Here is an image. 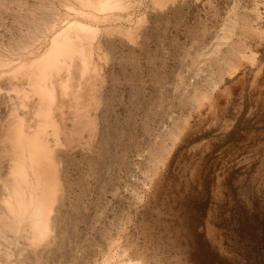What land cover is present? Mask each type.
<instances>
[{"label": "rangeland", "instance_id": "1", "mask_svg": "<svg viewBox=\"0 0 264 264\" xmlns=\"http://www.w3.org/2000/svg\"><path fill=\"white\" fill-rule=\"evenodd\" d=\"M81 1L0 0V211L9 118L28 133L41 125L13 67L75 21L101 33L90 72L78 57L66 79L57 138L48 128L40 139L60 157L52 236L30 241L26 216L9 243L0 228L13 254L1 264H264V0H121L125 12L105 14Z\"/></svg>", "mask_w": 264, "mask_h": 264}, {"label": "bare ground", "instance_id": "2", "mask_svg": "<svg viewBox=\"0 0 264 264\" xmlns=\"http://www.w3.org/2000/svg\"><path fill=\"white\" fill-rule=\"evenodd\" d=\"M72 1V0H71ZM74 1V0H73ZM81 1V0H80ZM128 1V0H127ZM151 1V0H150ZM153 1V0H152ZM157 1V0H156ZM76 2V1H75ZM121 0H82L81 5L89 10H93L95 13H107L110 11L125 10L128 5L123 3ZM139 2V1H138ZM78 3V2H77ZM163 3V2H162ZM161 3V4H162ZM67 4V3H65ZM128 4V3H127ZM132 4V3H131ZM142 4V3H141ZM151 4V3H149ZM155 4V3H154ZM78 5V4H77ZM148 5V4H147ZM156 6V5H155ZM155 6H153L155 8ZM82 7V6H81ZM152 7V8H153ZM65 8V7H64ZM67 8V7H66ZM79 8V7H78ZM76 9V8H75ZM82 10V9H81ZM85 10V9H84ZM129 10V9H127ZM67 11V10H66ZM147 11V10H146ZM86 12V11H85ZM125 12V11H124ZM79 13V12H78ZM77 13V15H79ZM92 13V12H91ZM69 14V13H68ZM86 14V13H85ZM51 15V14H50ZM55 15V14H54ZM52 14V16L54 17ZM74 15V14H73ZM75 14V16H77ZM83 15V14H81ZM80 15V16H81ZM108 15V14H107ZM106 15V17H107ZM110 15V14H109ZM112 15V14H111ZM110 15V16H111ZM125 15V14H124ZM135 15V14H134ZM142 15V14H141ZM49 16V15H47ZM85 16V15H84ZM89 15H87L88 17ZM90 15L88 18H90ZM102 16V15H101ZM116 16V15H115ZM123 16V15H122ZM60 17V15H59ZM78 17V16H77ZM86 17V18H87ZM113 17V16H112ZM46 20V17H44ZM43 18V19H44ZM55 18V17H54ZM57 18V17H56ZM61 18V17H60ZM82 18H84L82 16ZM138 18V17H137ZM44 19V20H45ZM123 19V18H122ZM131 19V18H130ZM133 19V17H132ZM135 19V18H134ZM140 19V18H139ZM146 19V18H145ZM55 20V19H54ZM58 20V18H57ZM77 20V19H76ZM111 20V19H110ZM121 20V19H120ZM17 21V20H16ZM43 21V20H41ZM50 21V20H49ZM65 21V20H64ZM63 21V22H64ZM104 21V20H103ZM125 21V20H124ZM48 22V21H47ZM83 22V21H82ZM82 22L70 23L56 33L53 37L50 47L45 50V52L38 58L33 59L26 66L21 65L20 67H13V71L18 75H22L24 78H28L31 83L32 93L27 92V97H31V106H36L39 114L38 121L41 125L38 127L37 131L26 132L24 119L19 115V113H12L8 122V133L6 140V148L3 154L7 159L6 170L4 171V176L12 177L13 183L12 187H4V193L1 194V215H0V228L2 235H10L18 228L21 219L26 216L27 221H25L26 227L24 232L30 241H36L40 244L44 243L49 235L53 232V215L56 211L57 203L60 200V190L61 183L58 179L59 169L57 168L56 160L58 155L55 153L47 143L41 142L42 135L48 128L52 129V135L58 132V119L57 110L61 102L62 96L68 94L69 90V79L71 72L74 71L75 60L78 57H83L82 62L83 67L79 68L82 74H87L90 72V64L88 63V56H93V44L95 39L100 33L99 28H94L84 24ZM95 22V21H94ZM100 22V20H99ZM109 22V21H108ZM107 22V23H108ZM123 22V21H122ZM35 23V22H34ZM33 23V24H34ZM54 23V21L52 22ZM66 23V22H65ZM91 23V21H90ZM130 23V22H129ZM32 24V23H31ZM49 24V23H48ZM63 24V23H62ZM122 24V23H121ZM37 25V24H36ZM53 25V24H52ZM57 25V24H56ZM124 25V24H123ZM43 26V25H42ZM59 26V25H58ZM105 26V25H104ZM112 26V25H111ZM114 26V25H113ZM118 26V25H117ZM32 27V26H31ZM40 27V26H39ZM48 27V26H47ZM110 27V26H109ZM116 27V26H115ZM237 27V20L234 19L231 22L229 28H227L225 34L221 38V42L218 46L213 49L215 53L220 46L227 43L231 36L235 33ZM108 28V27H107ZM118 28V27H116ZM39 29V28H38ZM48 29V28H47ZM111 29V28H110ZM114 29V28H113ZM126 29V28H125ZM138 29V28H137ZM140 29V28H139ZM34 30V29H32ZM36 30V29H35ZM57 30V29H56ZM107 30V29H106ZM128 30V28L126 29ZM31 31V30H30ZM38 31V30H37ZM49 31V30H48ZM103 31V30H102ZM109 31V28H108ZM125 31V30H124ZM123 31V33H124ZM135 31V30H134ZM39 32V31H38ZM37 32V33H38ZM56 32V31H55ZM107 32V31H106ZM128 32V31H127ZM30 33V32H29ZM108 33V32H107ZM118 32H115V34ZM122 33V34H123ZM129 33V32H128ZM135 33V32H134ZM138 33V32H137ZM36 34V33H35ZM50 34V33H49ZM121 34V33H120ZM30 35V34H29ZM38 35V34H37ZM103 35V34H102ZM113 35V34H112ZM124 35V34H123ZM122 35V36H123ZM126 35V34H125ZM132 35V34H131ZM27 36V35H25ZM36 36V35H35ZM133 36V35H132ZM34 37V36H33ZM105 37V36H104ZM116 37V36H115ZM135 37V36H134ZM138 37V36H137ZM29 38V37H28ZM38 38V37H37ZM36 38V39H37ZM101 38V37H100ZM99 38V39H100ZM107 38V37H106ZM110 38V37H109ZM50 39V38H49ZM111 39V38H110ZM109 39V42H110ZM116 39V38H115ZM136 39V38H135ZM26 40H28L26 38ZM40 40V39H39ZM42 40V38H41ZM108 40V39H107ZM112 40V39H111ZM127 40V39H126ZM129 40V39H128ZM32 41V40H31ZM36 41V40H35ZM86 41L88 43V48L84 49L82 43ZM27 42V41H26ZM30 42V41H29ZM115 42V41H114ZM124 42V40H123ZM28 43V42H27ZM34 43V42H33ZM96 43V42H95ZM117 44V42H115ZM29 44V43H28ZM31 44V43H30ZM105 44V43H104ZM149 44V43H148ZM24 45V44H23ZM34 45V44H33ZM30 45V46H33ZM47 45V44H46ZM99 45V44H98ZM112 45V44H111ZM136 45V44H135ZM15 46V45H14ZM29 46V47H30ZM35 46V45H34ZM85 46V45H84ZM95 46V45H94ZM128 46V45H126ZM17 47V46H16ZM28 47V45H27ZM39 47V46H38ZM86 47V46H85ZM97 47V46H96ZM107 47V46H106ZM112 47V46H110ZM115 47V46H113ZM112 47V48H113ZM131 47V46H130ZM149 47V46H148ZM109 48V47H108ZM111 48V49H112ZM18 49V48H16ZM22 49V48H20ZM19 49V50H20ZM32 49V48H31ZM118 49V48H117ZM132 49V48H131ZM120 50V49H119ZM118 50V51H119ZM127 50V49H126ZM134 50V48L132 49ZM139 50V49H138ZM33 51V50H32ZM131 50H127L130 53ZM141 51V50H140ZM219 51V50H218ZM23 52V51H22ZM25 52V51H24ZM96 52V51H95ZM98 52V51H97ZM112 52V51H111ZM121 52V51H120ZM211 52V51H210ZM28 53V52H27ZM110 53V51H109ZM113 53V52H112ZM111 53V54H112ZM118 53V52H117ZM212 53V54H213ZM93 54V55H92ZM100 54V53H98ZM131 54V53H130ZM135 54V53H134ZM216 54V53H215ZM126 55V54H125ZM133 55V53H132ZM131 55V56H132ZM210 55V54H209ZM35 56V55H34ZM101 56V55H100ZM113 56V55H112ZM118 56V55H117ZM122 56V55H121ZM98 56L96 55L95 58ZM109 57V56H108ZM125 57V56H124ZM135 57V56H134ZM25 58V57H24ZM32 58V57H31ZM99 58V57H98ZM129 58V57H127ZM3 59V58H2ZM12 59V58H11ZM1 60V59H0ZM131 60V58H130ZM149 60V59H148ZM9 61V60H8ZM112 61V60H111ZM12 62V61H11ZM133 62V61H132ZM10 63V62H9ZM14 62H12L13 64ZM24 63V62H23ZM140 63V62H139ZM150 63V60H149ZM11 64V65H12ZM4 65V64H3ZM17 65V64H16ZM2 66V65H1ZM15 66V65H14ZM116 66V65H115ZM8 67V66H7ZM97 67V66H96ZM107 67V66H106ZM115 69V68H114ZM141 70V69H140ZM152 70V69H151ZM159 70V69H158ZM9 71V70H7ZM101 71V70H99ZM136 71V70H135ZM145 71V70H144ZM110 72V71H109ZM108 72V73H109ZM156 72V71H155ZM119 73V72H118ZM135 74V72H134ZM6 76V75H4ZM21 76L20 79H23ZM62 76H65L64 78ZM111 76V75H110ZM111 78V77H110ZM60 80V81H59ZM111 80V79H110ZM116 80V79H115ZM114 80V81H115ZM126 81V80H125ZM132 81V80H131ZM133 82V81H132ZM114 83V82H113ZM120 83V82H119ZM131 83V82H130ZM129 83V84H130ZM2 85V84H1ZM127 85V84H126ZM124 86V85H123ZM74 87V86H73ZM117 87V86H116ZM128 87V85H127ZM131 87V86H130ZM111 88V87H110ZM114 89V88H113ZM108 90V89H107ZM114 91V90H113ZM112 91V92H113ZM134 92V91H133ZM109 93V92H108ZM116 93V92H113ZM23 93L22 95H25ZM107 94V93H106ZM111 94V93H109ZM11 95V94H10ZM15 95V94H14ZM13 96V95H12ZM109 97V96H108ZM21 99V98H20ZM107 101V99H105ZM116 100V99H115ZM113 100V101H115ZM117 101V100H116ZM115 101V102H116ZM104 102V100H103ZM109 102V101H108ZM113 105V103H112ZM111 105V106H112ZM110 106V107H111ZM17 107V106H16ZM9 109V108H8ZM45 109V110H44ZM104 109V108H103ZM20 110V109H19ZM66 113V112H65ZM32 116V113H29ZM102 115V114H100ZM42 117V118H41ZM101 118V116H100ZM106 119V117H105ZM3 120V119H2ZM100 120V119H99ZM102 121V120H101ZM107 121V120H106ZM68 123V122H67ZM104 125V123H103ZM106 125V124H105ZM32 126V125H31ZM108 126V125H107ZM106 126V127H107ZM6 128V127H4ZM105 129V128H104ZM32 130V129H31ZM5 131V130H4ZM4 133V132H3ZM67 134V133H66ZM4 135V134H3ZM72 135V134H71ZM56 137V136H55ZM53 138V137H52ZM57 138V137H56ZM67 139V138H65ZM69 139V137H68ZM71 140V138H70ZM54 141V140H53ZM105 141V140H104ZM3 144V143H2ZM1 144V145H2ZM66 146V145H65ZM66 149V147H64ZM56 149V148H55ZM63 149V148H62ZM60 150V149H59ZM68 151V150H67ZM59 153V152H58ZM61 154V153H60ZM70 154V153H69ZM61 156V155H60ZM70 156V155H69ZM72 157V156H71ZM70 158V157H69ZM71 160V159H70ZM1 162H3L1 160ZM68 162V161H67ZM73 162V161H71ZM4 165V164H3ZM68 165V164H67ZM72 164H70L71 166ZM68 167V166H67ZM66 167V168H67ZM3 170V169H2ZM67 170V169H66ZM70 171V169H68ZM63 171V170H62ZM67 172V171H66ZM71 172V171H70ZM69 172V173H70ZM2 174V173H1ZM61 174V173H60ZM64 174V173H62ZM66 177V176H65ZM5 178V177H4ZM6 179V178H5ZM66 179V178H65ZM12 181V180H11ZM5 182V181H3ZM1 183V182H0ZM7 183V182H6ZM6 185V184H5ZM8 186V185H7ZM67 186V185H66ZM69 186V185H68ZM2 187V186H1ZM70 187V186H69ZM27 188V189H26ZM72 188V187H71ZM1 189V191L3 190ZM27 190L29 193H27ZM62 192V191H61ZM68 201V200H67ZM66 201V202H67ZM61 203V202H60ZM60 206V205H59ZM64 209V207H63ZM57 212V211H56ZM56 215V214H55ZM24 219V218H23ZM24 223V222H23ZM22 225V224H20ZM25 226V225H24ZM56 229V228H55ZM18 231V230H17ZM11 233V234H7ZM24 234V233H23ZM17 238L21 239V242L27 240L24 235ZM5 235L4 240L9 237ZM17 235V234H16ZM19 235V234H18ZM52 236V235H51ZM50 236V237H51ZM2 237V239H3ZM16 238V239H17ZM17 239V240H19ZM10 239H8L9 243ZM16 240V242H18ZM28 240V241H29ZM20 241V240H19ZM29 241V244H30ZM22 242V243H23ZM19 243V242H18ZM20 243V244H22ZM26 243V242H24ZM24 243L22 245H24ZM17 244V243H16ZM27 244V246L29 245ZM11 245V244H10ZM19 245V244H18ZM17 245V246H18ZM32 245V244H31ZM9 245H7L8 247ZM12 246V245H11ZM30 246V245H29ZM25 247V246H24ZM39 246H37L38 248ZM16 248V245L14 246ZM34 248V247H33ZM35 248V249H37ZM2 248V253L8 259L12 249L7 250ZM1 250V247H0ZM27 251L30 249H26ZM32 250V248H31ZM24 251V250H23ZM22 251V252H23ZM41 251V250H39ZM38 251V252H39ZM21 252V254H22ZM29 252V251H28ZM34 253V251H32ZM37 252V253H38ZM26 253V252H24ZM36 253V254H37ZM30 254V253H29ZM13 255V254H11ZM25 255V254H23ZM22 255V256H23ZM3 256V255H2ZM3 256V257H4ZM10 256V257H9ZM30 256V255H29ZM32 253L30 258L32 257ZM4 257V259H5ZM21 257L20 255L16 258ZM35 257V256H34ZM36 258V257H35ZM11 259V258H10ZM12 260V259H11ZM19 260V259H18ZM28 260V259H27ZM36 260V259H35ZM13 261V260H12ZM5 262V261H4ZM9 262V261H8ZM7 262V264H8ZM18 262V261H16ZM35 262V261H34ZM6 263V262H5ZM4 263V264H5ZM12 263V262H11ZM19 263V262H18ZM17 263V264H18ZM1 264V262H0ZM27 264V263H26Z\"/></svg>", "mask_w": 264, "mask_h": 264}, {"label": "trees", "instance_id": "3", "mask_svg": "<svg viewBox=\"0 0 264 264\" xmlns=\"http://www.w3.org/2000/svg\"><path fill=\"white\" fill-rule=\"evenodd\" d=\"M261 240H262V246L261 249L264 251V230H263V234L261 236Z\"/></svg>", "mask_w": 264, "mask_h": 264}]
</instances>
